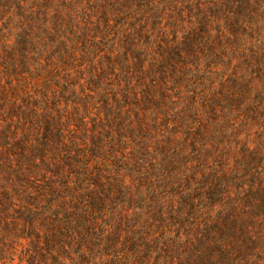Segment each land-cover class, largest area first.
<instances>
[{
	"label": "trees",
	"instance_id": "obj_1",
	"mask_svg": "<svg viewBox=\"0 0 264 264\" xmlns=\"http://www.w3.org/2000/svg\"><path fill=\"white\" fill-rule=\"evenodd\" d=\"M0 264H264V0H0Z\"/></svg>",
	"mask_w": 264,
	"mask_h": 264
}]
</instances>
